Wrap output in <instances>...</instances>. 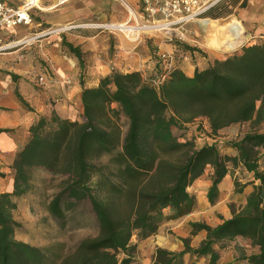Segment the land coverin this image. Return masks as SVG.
Listing matches in <instances>:
<instances>
[{
  "label": "trees",
  "instance_id": "trees-1",
  "mask_svg": "<svg viewBox=\"0 0 264 264\" xmlns=\"http://www.w3.org/2000/svg\"><path fill=\"white\" fill-rule=\"evenodd\" d=\"M64 45L82 60L78 48L69 42ZM157 61L161 62L159 57ZM154 72L160 75L158 69ZM166 72L167 77L156 85L154 81L159 76L113 71L97 87L84 88L82 121L53 113L31 126L30 136L14 160L15 190L0 193V264H11L13 259L8 258L15 246L37 249L16 241L15 230L20 223L13 216L17 208L13 196L27 191L34 168H46L61 176L47 203L57 225L65 227L70 210L86 201L82 211L94 218L101 229L97 237L82 240L67 254L58 256L54 246L38 249L43 255L58 264H131L135 251L131 238L136 229H151L156 213L168 206L176 210L177 216L189 213L195 197L188 187L208 166L214 169L209 192L213 201L230 166L240 163L261 181L246 204L241 208L232 206V217L217 226L193 224V234L201 229L208 233L200 246L193 248L189 239H184L186 249L182 252L158 248L153 264H173L188 252L197 257L211 255L210 263L216 264L219 253L213 245L237 237L259 247L258 253L247 256L250 264H264V172L260 171L264 156V43L215 59L206 68H196L192 76L176 67ZM204 121L215 138L226 127L249 124L250 129L238 140L227 143V148H233L237 155L222 153L218 142L197 145L196 138L188 135L187 126L194 124L202 133L206 130ZM176 130L181 132L177 134ZM111 140L120 142L130 161H136L132 168L136 172L144 168L136 166L141 165L137 162L145 155L152 152L159 157L156 172L140 183L130 182L133 195L127 201L120 198L125 185L119 170L93 161V142L101 145ZM110 249L123 251L127 257L120 260ZM95 252L99 255H89Z\"/></svg>",
  "mask_w": 264,
  "mask_h": 264
},
{
  "label": "crops",
  "instance_id": "crops-1",
  "mask_svg": "<svg viewBox=\"0 0 264 264\" xmlns=\"http://www.w3.org/2000/svg\"><path fill=\"white\" fill-rule=\"evenodd\" d=\"M257 2V6L252 4L249 6L250 9L244 10V18L250 25L257 26V30L264 32V0ZM136 7L138 8V5ZM261 37L264 38L263 35ZM51 40L47 39L41 43L42 47H35L23 55L0 53V55L6 54L0 57V60L19 57L18 62H11L6 66L0 65V193H13L15 190L14 160L17 153L24 148L30 136V128L35 122L43 117L50 118L53 113L82 121L84 88L97 87L101 80L111 75L114 70L126 73L134 67H137L135 70H140L138 67L144 66L152 68L154 63L153 54L147 46L136 51L130 50L131 48L121 49L111 54L110 37L100 32H78L71 34L67 39L80 50L82 60L60 39ZM260 41L264 43V39ZM161 48L177 50L170 43H166ZM177 62V67L191 76L196 68L203 69L208 65V60L205 58L192 59L189 53ZM40 76L46 77L45 84L38 82ZM204 122L206 131L210 133L209 124L207 121ZM236 126L237 124L220 130V137L209 135L205 138L204 144L211 145L215 143V139L222 144V140L227 138L222 134ZM197 133L200 134L197 142L202 141L204 139L202 134L196 132V135ZM188 135H192L191 132ZM226 152L237 155L233 148L227 149ZM260 171L264 172V156L260 160ZM213 173L214 169L211 166L207 167L205 173L188 187V191L195 197L194 208L189 213L177 216L176 210L168 206L156 213L151 221V229L134 231L131 244L135 246V251L131 264H153L158 248L182 252L186 249L184 239H189L190 245L198 248L207 238L208 233L205 229H201L193 234V224L206 223L210 226L221 224L224 219L232 217L231 207H243L255 187L261 184L255 173L247 170L241 163L236 167L230 166L228 174L218 184L214 200L210 201L209 192L213 184ZM28 197L29 193L13 196L17 203L14 219L20 223L15 230L16 241L41 249L55 246L53 251L58 256L74 250L81 241L70 248L62 239L55 240L48 235L50 238L44 241L34 233H23L18 230L29 220V213L26 211ZM45 221L47 224L55 222L47 205L46 217L42 219L43 223ZM67 226L63 227V230H66ZM47 227L50 229L49 225ZM247 241L237 237L231 241L215 243L213 247L219 253L216 264H250L247 258L250 254L246 253L245 256L243 253L244 250L248 252V249L241 247ZM121 253L122 259L127 257L123 251ZM210 261L211 255L197 257L188 252L176 259L173 264H211Z\"/></svg>",
  "mask_w": 264,
  "mask_h": 264
},
{
  "label": "rangeland",
  "instance_id": "rangeland-1",
  "mask_svg": "<svg viewBox=\"0 0 264 264\" xmlns=\"http://www.w3.org/2000/svg\"><path fill=\"white\" fill-rule=\"evenodd\" d=\"M237 1V5L233 6V2ZM258 0H223L219 7L214 9L209 15H205L201 20H196L188 22L175 31H172L170 34L162 30H154L149 34H144L138 40L133 34L127 35L126 32L118 31L117 29H104V30H90V29H79L72 31H53L49 34H44L52 30H59L64 26H67L69 23H101L107 25H114L115 23H127L130 17L129 7L137 9L139 5L138 0H72L69 3L57 4V0H42L40 5L41 9L35 8L33 10V22L27 26H18L9 30H0V37L3 40L4 44H10L11 47L8 48L4 53L8 55H23L35 47H42L41 43L45 42L47 39H52L51 41L61 40L63 44L68 42V38L71 34L78 32H91L97 33L100 32L103 35H108L110 37V52L111 54L116 53L117 51L122 50H132L136 51L138 49L149 47L153 54V67H142L140 70H135L137 67H134L133 70L129 71H139L144 73V75H155L154 70L158 69V74H165L166 66L163 61L157 63V57L159 55H165L166 57L174 58L173 67H177V60L184 58V55L189 53L192 59H197V57L205 58L208 60V63L215 59H224L227 56H230L242 48L261 43L260 40L264 39L261 35L264 36V32L257 30L258 27L250 25L245 21L244 10L250 9V5H258ZM15 4L23 3L22 0H15ZM245 4V7L242 5ZM230 11V13H228ZM221 14L220 17L216 15ZM211 19L218 20L219 24L225 25L228 21L232 19L240 20L245 27V39L234 50L230 51H216L209 48L207 45L210 38L219 40L218 35H212L205 31L203 26L199 23L200 21ZM79 21V22H78ZM134 22V17L131 20ZM43 33L42 36L36 37L37 34ZM32 38L31 41H26V39ZM166 43L174 45V49L169 48L165 50L161 47H164ZM50 44V43H47ZM2 54V53H1ZM6 54L0 55V57L5 56ZM197 54V56H194ZM18 62L19 57L16 59L3 58L0 60V65H9L11 62ZM130 69V68H129ZM116 71V70H114ZM127 73V72H126ZM159 75H155L157 78ZM150 117L154 120L155 116L150 113ZM150 120V119H149ZM151 121V120H150ZM194 124L188 125L187 133L191 132L192 135L196 138L200 135L197 132V128H193ZM250 129L249 124L237 125L233 127L231 131L225 132L222 134L226 136V139H223L221 145L222 153H227V143L231 141H236L240 136L246 133ZM181 131L176 130V133L179 134ZM202 141L197 142L200 147L204 145L205 138L210 135L206 130L201 131ZM221 135V136H222ZM93 155L95 158L93 161L95 163L109 165L113 168H116L120 172L121 179L125 185L124 190L120 194L121 200L127 201L131 199L133 195L130 191L133 189L131 183L141 182L143 179L148 177L151 173L156 172L157 168L156 161L159 157L155 156L152 152L142 158L137 163H140V166L144 167L137 168L138 171H134V165L136 161H130L128 155L123 149V145L117 140H111L110 142H102L100 145L99 142H93ZM111 152H117L119 155L113 156ZM145 158V159H144ZM209 167V166H208ZM123 169V170H122ZM61 176H55L51 174L46 168L37 167L32 170V177L30 180V186L25 193H29L27 198V207L26 211L29 213V220L24 222L22 227L18 229L23 233H34L38 237L42 238L44 241H47L51 236L53 239L58 240L62 239L63 243L67 244L70 248L75 247L80 241L86 238H95L100 234V225L95 221L94 218H88L85 213L82 211L84 209L85 202H80L69 212V222L66 230H63L61 225H57L56 222H51L49 224L43 223L42 219L46 217V205L48 200L52 198L57 190V185L60 182ZM91 207V206H90ZM14 216V212H13ZM50 226V229L47 225ZM148 231V230H147ZM49 235V236H48ZM35 239V238H34ZM51 239V240H53ZM42 240V241H43ZM247 243V244H246ZM246 243L242 244L243 249H248V252L244 250V254L249 253L250 255L256 254L259 252V247L251 244V241L248 240ZM31 246V244H28ZM62 245V244H61ZM34 247V246H32ZM37 248V247H36ZM26 249V250H24ZM41 248H29L15 246L9 254L8 259H13L11 264H58L56 261L48 258L43 255L42 251L38 250ZM62 246L60 247V250ZM59 250V251H60ZM113 253H119L117 256L119 259H122V253L114 249H110ZM70 252V250H69ZM89 255L96 257L99 255V252L89 253ZM2 252L0 250V259Z\"/></svg>",
  "mask_w": 264,
  "mask_h": 264
},
{
  "label": "built area",
  "instance_id": "built-area-1",
  "mask_svg": "<svg viewBox=\"0 0 264 264\" xmlns=\"http://www.w3.org/2000/svg\"><path fill=\"white\" fill-rule=\"evenodd\" d=\"M15 0H0V30H9L18 26H27L33 22V10L35 8L41 9L39 6L42 0H22L23 3L15 4ZM223 0H140L137 9L132 8L134 12V22L128 21L127 27L134 26H158V29L167 33L175 31L182 25L201 20L205 17L208 11L218 6ZM113 25L101 23H69L67 26L59 30H52L44 34H49L53 31H72L79 29H93L104 30L110 29ZM114 29V28H113ZM153 30H143V33L138 31L135 35L134 32L128 30L127 35L133 34L138 40L144 34H149ZM145 32V33H144ZM43 33L37 34L36 37L42 36ZM10 44H4L0 37V53H4ZM159 60L163 61L166 70L173 67L174 58L159 55ZM158 62V61H157ZM165 74H160L159 78L155 80L158 85L167 77ZM40 84L46 83V77L40 76L38 78ZM215 139V143H217Z\"/></svg>",
  "mask_w": 264,
  "mask_h": 264
},
{
  "label": "bare ground",
  "instance_id": "bare-ground-1",
  "mask_svg": "<svg viewBox=\"0 0 264 264\" xmlns=\"http://www.w3.org/2000/svg\"><path fill=\"white\" fill-rule=\"evenodd\" d=\"M72 0H57V4L55 6H59L61 4L69 3ZM41 7V5H39ZM130 17L129 21H131L134 17V12L130 6ZM206 32L212 33V35H218L219 40H215L214 38L209 39L208 47L216 50V51H230L237 48L245 39V27L240 20L232 19L228 21L225 25H220L218 20L206 19L199 22ZM127 24V23H126ZM125 23H115L112 28L117 29L118 31L127 32L131 30L135 35L143 33V30L158 29V26H134L127 27ZM145 33V32H144ZM32 38L26 39V41H31Z\"/></svg>",
  "mask_w": 264,
  "mask_h": 264
}]
</instances>
